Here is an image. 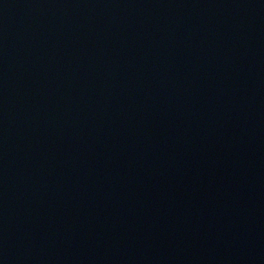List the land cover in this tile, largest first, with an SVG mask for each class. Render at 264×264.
Listing matches in <instances>:
<instances>
[{"label": "water", "instance_id": "95a60500", "mask_svg": "<svg viewBox=\"0 0 264 264\" xmlns=\"http://www.w3.org/2000/svg\"><path fill=\"white\" fill-rule=\"evenodd\" d=\"M0 264H264V0H0Z\"/></svg>", "mask_w": 264, "mask_h": 264}]
</instances>
